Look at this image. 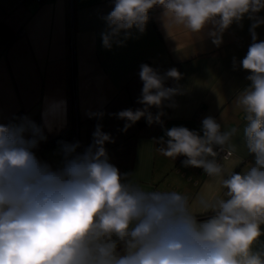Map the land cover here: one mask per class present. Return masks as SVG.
Listing matches in <instances>:
<instances>
[{
	"label": "clouds",
	"instance_id": "1",
	"mask_svg": "<svg viewBox=\"0 0 264 264\" xmlns=\"http://www.w3.org/2000/svg\"><path fill=\"white\" fill-rule=\"evenodd\" d=\"M157 5L164 9L168 30L193 35L214 25L209 35L216 45L233 22L245 15L253 20V42L239 62L251 83L236 106L245 114L243 136L254 163L225 178L214 146L225 150L227 159L236 150L231 141L239 130L222 132L213 117L202 120L203 135L184 126L165 131L166 146L158 149L163 156L183 155L185 167L203 168L226 190L210 201L199 200L207 216L201 221L186 196L145 190L121 174L105 148L115 139L101 123L83 152H77L79 141L60 142L62 166L56 169L33 151L45 139L37 138L35 126L33 137L26 138L24 124H0V264H264V252L253 249L264 225V41L257 42L255 31L264 24L256 16L264 0H114L105 18L108 30L101 34L103 46H123L134 27L143 33ZM140 67L143 88L137 103L143 107L109 114L126 121L121 131L142 117L149 125L160 123V115L149 109L179 92L165 87L166 79H180L175 68L160 74L147 64Z\"/></svg>",
	"mask_w": 264,
	"mask_h": 264
},
{
	"label": "crops",
	"instance_id": "2",
	"mask_svg": "<svg viewBox=\"0 0 264 264\" xmlns=\"http://www.w3.org/2000/svg\"><path fill=\"white\" fill-rule=\"evenodd\" d=\"M113 6L114 0H0V124H24L26 138L33 137L35 126L37 138L39 134L49 138L74 120L75 142L81 145L77 152H83L101 123L115 139L105 148L121 174H129L128 180L145 190L186 196L202 221L207 216L199 200L210 201L226 191L219 178L185 167L183 155L173 160L158 149L166 146L165 131L172 127L184 126L203 135L202 120L210 116L222 132L239 130L231 141L236 150L222 160L225 178L227 172L239 173L254 163L243 136L245 114L236 106L238 95L251 83L250 73L239 62L253 42L249 31L253 20L245 15L233 22L216 45L209 35L214 25L193 35L181 28L168 30L164 9L157 5L149 11L143 33L134 27L123 46L114 43L108 49L101 34L108 30L105 18ZM256 16L264 18V9ZM255 31L257 42L264 41V24ZM142 64L160 74L178 70L180 79H166L165 87L179 92L160 108L149 109L153 116L160 115V123L139 127L136 122L121 131L126 121L109 114L143 107L137 103L143 88ZM96 114L102 118L88 119ZM38 147L33 151L40 160L53 169L62 166L60 145ZM261 231L253 249L264 252V225Z\"/></svg>",
	"mask_w": 264,
	"mask_h": 264
},
{
	"label": "trees",
	"instance_id": "3",
	"mask_svg": "<svg viewBox=\"0 0 264 264\" xmlns=\"http://www.w3.org/2000/svg\"><path fill=\"white\" fill-rule=\"evenodd\" d=\"M96 115L90 116L88 119L94 118ZM16 116L12 117L10 119L13 120ZM147 120L145 118H141L139 121H137V124L139 127L143 126ZM76 140V130H75V123L74 120L68 125V127L63 130L62 132L55 134L49 138H45L41 141L39 145V149L43 150L48 147H54L60 145V142H68V143H74Z\"/></svg>",
	"mask_w": 264,
	"mask_h": 264
},
{
	"label": "built area",
	"instance_id": "4",
	"mask_svg": "<svg viewBox=\"0 0 264 264\" xmlns=\"http://www.w3.org/2000/svg\"><path fill=\"white\" fill-rule=\"evenodd\" d=\"M38 2H41L42 0H36ZM72 43L73 41L70 40V46L72 47ZM214 150L217 151L218 155L215 157L216 162L222 165V160L224 159V157L226 156V151L222 150L219 146H214ZM209 159H212V157H209ZM200 171L204 174L207 175L205 173V171L203 170V168H200Z\"/></svg>",
	"mask_w": 264,
	"mask_h": 264
}]
</instances>
